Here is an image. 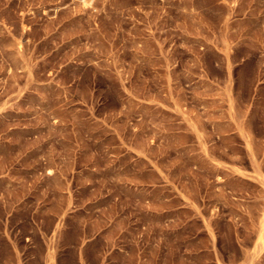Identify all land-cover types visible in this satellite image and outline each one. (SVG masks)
I'll return each mask as SVG.
<instances>
[{"label":"rangeland","instance_id":"374dc122","mask_svg":"<svg viewBox=\"0 0 264 264\" xmlns=\"http://www.w3.org/2000/svg\"><path fill=\"white\" fill-rule=\"evenodd\" d=\"M0 264H264V0H0Z\"/></svg>","mask_w":264,"mask_h":264}]
</instances>
